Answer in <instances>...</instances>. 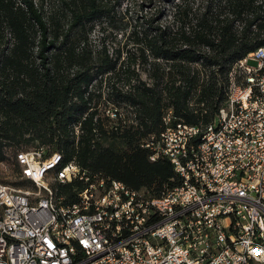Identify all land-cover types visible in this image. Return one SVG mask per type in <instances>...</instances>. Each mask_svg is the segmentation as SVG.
I'll return each mask as SVG.
<instances>
[{
	"label": "trees",
	"instance_id": "trees-1",
	"mask_svg": "<svg viewBox=\"0 0 264 264\" xmlns=\"http://www.w3.org/2000/svg\"><path fill=\"white\" fill-rule=\"evenodd\" d=\"M146 1L0 0V162L12 151L20 175L16 153L45 146L53 170L73 162L150 196L172 185L144 144L168 110L171 123L213 120L232 64L264 46V0ZM83 186L54 189L71 202Z\"/></svg>",
	"mask_w": 264,
	"mask_h": 264
},
{
	"label": "built area",
	"instance_id": "built-area-1",
	"mask_svg": "<svg viewBox=\"0 0 264 264\" xmlns=\"http://www.w3.org/2000/svg\"><path fill=\"white\" fill-rule=\"evenodd\" d=\"M171 119L144 144L176 173L157 196L17 152L36 188L0 181V264H264V46L232 64L210 123ZM73 179L84 186L62 201L54 184Z\"/></svg>",
	"mask_w": 264,
	"mask_h": 264
},
{
	"label": "rangeland",
	"instance_id": "rangeland-1",
	"mask_svg": "<svg viewBox=\"0 0 264 264\" xmlns=\"http://www.w3.org/2000/svg\"><path fill=\"white\" fill-rule=\"evenodd\" d=\"M122 6L125 5H133V7H135V9H137L139 7V3L142 2L143 5H147V1L146 0H122ZM153 4L151 3L150 6H145V10L146 9H151V11H153L156 7L161 6L163 4L166 5L167 0H152ZM144 10V11H145ZM38 147H43L44 153L47 151L45 146H38ZM33 148L32 146L28 147V149ZM19 179H23V177L21 175H19L18 173H16L15 170V164L13 163V158H12V151H8L7 152V159L3 160L0 162V181H6L5 183H9L11 185H13L12 181L15 180H19ZM34 183V182H33ZM35 185V184H34ZM15 186V185H13ZM27 188L33 189L30 185H27ZM23 188V187H21Z\"/></svg>",
	"mask_w": 264,
	"mask_h": 264
}]
</instances>
